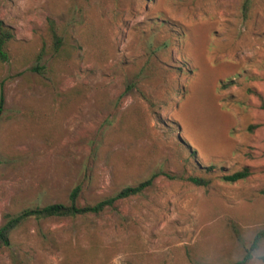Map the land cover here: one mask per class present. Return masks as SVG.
<instances>
[{
    "label": "rangeland",
    "instance_id": "obj_1",
    "mask_svg": "<svg viewBox=\"0 0 264 264\" xmlns=\"http://www.w3.org/2000/svg\"><path fill=\"white\" fill-rule=\"evenodd\" d=\"M0 18V224L151 178L23 221L0 264H264V0H0Z\"/></svg>",
    "mask_w": 264,
    "mask_h": 264
},
{
    "label": "trees",
    "instance_id": "obj_2",
    "mask_svg": "<svg viewBox=\"0 0 264 264\" xmlns=\"http://www.w3.org/2000/svg\"><path fill=\"white\" fill-rule=\"evenodd\" d=\"M48 34L50 41L48 42L47 47L49 46L54 52H57L61 45V35L59 30L53 20L48 19ZM15 33L13 28L6 24L2 18H0V61H8L9 59V45L10 42L14 39ZM43 52L46 50V44L43 45ZM253 93L261 96L253 89ZM261 106L264 108V103L261 100ZM4 109V95L0 94V115ZM251 174L250 169L247 166H244L242 169L232 172L231 174L225 175L223 178L229 182H236L238 180L244 179ZM190 180L197 185H206L209 182V179L204 177L192 176ZM149 184H151V178L144 180L135 185H126L116 191L113 195L104 197L91 204H80L78 201L79 194L81 190L80 184L75 185L69 195L67 202H54L45 204L43 206H36L33 208H26L20 211L17 214H4V219L0 224V246H7L10 241L11 232L19 226L23 221L33 218L36 220L53 217V216H67V217H76L79 215H84L88 213H99L107 207L114 206L115 202L118 199L125 198L130 195H134L142 192ZM260 235L256 234L250 243L248 253L244 257V260L249 259L251 256L250 250H253L257 247V241ZM27 260H24V263H27Z\"/></svg>",
    "mask_w": 264,
    "mask_h": 264
}]
</instances>
